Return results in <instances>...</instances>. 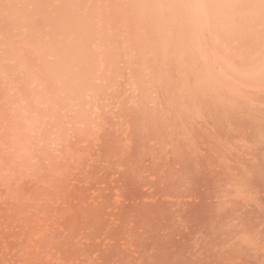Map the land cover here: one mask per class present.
I'll return each instance as SVG.
<instances>
[{
	"label": "rangeland",
	"instance_id": "obj_1",
	"mask_svg": "<svg viewBox=\"0 0 264 264\" xmlns=\"http://www.w3.org/2000/svg\"><path fill=\"white\" fill-rule=\"evenodd\" d=\"M218 1L0 0V264H264V0Z\"/></svg>",
	"mask_w": 264,
	"mask_h": 264
},
{
	"label": "bare ground",
	"instance_id": "obj_2",
	"mask_svg": "<svg viewBox=\"0 0 264 264\" xmlns=\"http://www.w3.org/2000/svg\"><path fill=\"white\" fill-rule=\"evenodd\" d=\"M193 1H194V0H193ZM198 1L201 2L202 0H201V1L198 0ZM203 1L206 2L205 0H203ZM212 1H213V0H212ZM229 1H230V0H229ZM233 1H234V0H233ZM233 1H232V3L234 4ZM237 1H238V0H237ZM242 1H245V0H242ZM247 1H248V0H247ZM254 1H255V0H254ZM256 1H257V0H256ZM259 1L261 2L262 0H259ZM204 2H202V4H201V5H203V7H204V4H203ZM208 2H209V3H208ZM210 2H211V0H210V1L207 0V2H206L205 4H207V5L212 4V2H211V3H210ZM218 2H220V3L222 2V4H223V8L225 7L224 9H226V5H228V3H229L228 1H226L227 3L225 4V0H224V2H223V0H222V1L219 0ZM260 2H259V3H260ZM194 4H195V3H194ZM194 4H193V5H194ZM197 4H199V3L196 2V5H197ZM230 4H231V3H230ZM246 4H247V2H246ZM251 4H252V2H251ZM255 4L258 5L256 2H255ZM255 4H254V5H255ZM187 5H188V4H187ZM207 5H206V6H207ZM254 5H252V6H254ZM259 5H260V4H259ZM163 6H164V5H163ZM190 6H191V5H190ZM235 6H237V5L234 4V6H233L232 8H234ZM241 6H242V5H241ZM252 6H251V7H252ZM262 6H263V5H262ZM166 7H167V6H165V8H166ZM181 7H182V5H181ZM185 7H186V6H185ZM212 7H213V6L211 5V7L209 6V7H207V8L212 9ZM219 7H221V4H220ZM230 7H231V6H230ZM244 7H245V6H244ZM248 7H249V6H248ZM256 7H257V6H256ZM256 7H254V8H256ZM260 7H261V5H260ZM263 7H264V6H263ZM167 8H168V7H167ZM182 8H184V7H182ZM182 8H181V10H182ZM221 8H222V7H221ZM223 8H222L223 12H220V13H224V12L226 13V10L224 11ZM252 8H253V7H252ZM174 9H175V8H174ZM188 9L192 10L190 7H189ZM197 9L199 10V8H196L195 11H196ZM227 9H228L227 12L230 13L231 8H230V9L227 8ZM237 9H238V8H237ZM239 9H240V8H239ZM243 9H244V8H243ZM261 9H262V7H261ZM198 10H197V11H198ZM200 10H201V9H200ZM200 10H199V11H200ZM204 10H205V9H204ZM208 10H209V9H207L206 12H208ZM212 10L214 11V10H216V9L213 8ZM220 10H221V9H220ZM232 10H233V9H232ZM147 11H148V9H147ZM164 11H165V10H164ZM164 11H163V12H164ZM184 11H185V9H184ZM184 11H183V12H184ZM197 11H196L197 16L202 15V14H199V12H197ZM201 11H203V9H202ZM233 11H234V10H233ZM261 11H262V10H261ZM166 12H167V11H166ZM168 12H169V11H168ZM171 12H172V11H171ZM171 12H170V13H171ZM174 12H175V11H174ZM183 12H182V13H183ZM191 12H192V11H191ZM191 12H190V13H191ZM203 12L205 13V11H203ZM211 12H212V11H211ZM215 12L217 13V11H214V12H213V16L216 15ZM157 13H158V12H157ZM190 13L186 12V14H190ZM192 13H194V11H193ZM192 13H191V14H192ZM229 13H228V14H229ZM232 13H233V12H232ZM234 13H235V12H234ZM237 13H238V12H237ZM251 13H252V12H251ZM253 13H254V12H253ZM258 13H259V12H258ZM173 14H174V13H173ZM173 14H171V15H173ZM186 14H185V15H182V16H184V17L187 18L188 15H186ZM198 14H199V15H198ZM226 14H227V13H226ZM228 14H227V15H228ZM244 14H245V13H244ZM151 15H152V14H151ZM160 15H161V13H160ZM168 15H170V14H168ZM192 15H193L192 19L197 17V16L194 17V14H192ZM205 15H206V13H205ZM223 15L225 16V14H223ZM227 15H226V17H227V19H228V16H227ZM261 15H262V13H261ZM145 16H146V15H145ZM210 16H211V15H210ZM210 16H207V18H209ZM213 16H212V17H213ZM224 16H223V18H224ZM230 16H231V15H230ZM232 16H233V15H232ZM246 16H247V15H246ZM170 17H171V16H170ZM176 17H177V16H176ZM212 17H210V19H211ZM236 17H237V16H236ZM141 18H142V17H141ZM164 18H165V17H164ZM189 18L191 19L190 16H189ZM197 18H200V17H197ZM205 18H206V16H204V19H205ZM207 18H206V21H208ZM150 19H151V18H150ZM155 19H156V18H155ZM158 19H159V18H158ZM172 19H173V17L171 18V21H172ZM175 19H176V18H175ZM179 19H180V16H179ZM192 19H191V24H193V22H194ZM201 19H202V18H201ZM204 19H203V20H204ZM210 19H209V20H210ZM215 19H218V15H217V17H215ZM227 19H226V20H227ZM245 19H246V18H245ZM162 20H163V19H162ZM166 20H168V19H166ZM188 20H189V19H188ZM188 20H187V22H188ZM197 20H198V19H197ZM197 20H195V21H196L195 23H198ZM199 20H200V19H199ZM228 20H229V19H228ZM243 20H244V19H243ZM263 20H264V18H263ZM157 21H158V20H157ZM181 21H182V20H181ZM183 21H185V19H184ZM189 21H190V20H189ZM201 21H202V20H201ZM211 21H212V19H211ZM215 21H216V20H215ZM215 21H213V22H215ZM217 21H218V20H217ZM236 21H237V20H236ZM158 22H159V21H158ZM158 22H157V23H158ZM167 22H168V21H167ZM178 22H180V20H178ZM160 23H162V21L159 22V24H160ZM170 23H171V22H170ZM174 23H175V22H174ZM183 23H184V22H183ZM199 23H200V22H199ZM204 23H205V22H204ZM206 23H207V22H206ZM211 23H212V22H211ZM218 23H220V22H217V24H216L217 26L219 25ZM232 23H233V22H232ZM244 23H245V22H244ZM176 24H177V23H176ZM180 24H181V22H180ZM180 24H179V25H180ZM186 24H187V23H186ZM213 24H215V23H213ZM213 24H212V25H213ZM228 24H229V23H228ZM163 25H164V23H163ZM189 25H190V24H189ZM196 25H197V24H196ZM203 25H204V24H202V26H203ZM207 25H209V23H207ZM226 25H227V24H226ZM241 25H242V23H241ZM251 25H252V24H251ZM183 26H184V25H183ZM185 26H186V25H185ZM185 26H184V27H185ZM187 26H188V25H187ZM194 26H195V25H194ZM197 26H198V25H197ZM197 26H196V27H197ZM199 26H200V24H199ZM199 26H198V27H199ZM220 26H221V24H220ZM238 26H239V25H238ZM246 26H247V25H246ZM260 26H261V25H260ZM173 27H174V26H173ZM192 27H193V26H192ZM196 27H195V28H196ZM227 27H228V26H227ZM233 27H234V26H233ZM239 27H240V26H239ZM249 27H250V26H249ZM163 28H164V27H163ZM174 28H175V27H174ZM180 28H181V27H180ZM190 28H191V27H190ZM195 28H194V29H195ZM202 28H203V27H202ZM206 28H208V26H207ZM206 28H205V29H206ZM212 28H213V26H212ZM215 28H216V26H215ZM234 28H235V27H234ZM185 29L187 30V28H185ZM188 29H189V26H188ZM192 29H193V28H192ZM196 29H197V28H196ZM196 29H195L194 32L197 31ZM218 29H219V28H218ZM223 29H224V28H223ZM260 29H261V28H260ZM161 30H162V29H161ZM182 30H183V29H182ZM189 30H190V31H193V30H191V29H189ZM198 30H199V28H198ZM209 30H210V28H209ZM199 31H201V29H200ZM224 31H226V30H223V32H224ZM227 31H228V30H227ZM251 31H252V30H251ZM178 32H180V30H179ZM183 32H184V31H183ZM194 32H192V34H193ZM201 32L203 33V31H201ZM149 33H150V32H149ZM189 33H191V32H189ZM202 33H201V34H202ZM238 33H239V32H238ZM242 33H243V32H242ZM254 33H256V32H254ZM257 33H258V32H257ZM151 34H152V33H151ZM180 34H181V33H180ZM196 34H198V33H195V35H196ZM224 34H225V33H224ZM226 34H227V33H226ZM263 34H264V32H263ZM183 35H184V34H183ZM195 35H194V36H195ZM227 35H228V34H227ZM151 36H152V35H151ZM187 36H188V35H187ZM196 36H197V35H196ZM198 36H200V34H199ZM231 36H232V35H231ZM262 36H263V35H262ZM156 37H157V36H156ZM189 37H190V39L192 38L191 36H189ZM240 37H241V36H240ZM247 37H248V36H247ZM249 37H250V36H249ZM175 38H176V37H175ZM183 38H184V37H183ZM194 38H196V37H194ZM194 38H193V39H194ZM153 39H154V38H153ZM188 39H189V38H188ZM174 40H175V39H174ZM177 40H178V39H177ZM191 40H192V39H191ZM243 40H244V39H243ZM185 41H186V40H185ZM188 41H190V40H188ZM188 41H187V42H188ZM252 41H253V40H252ZM254 41H255V40H254ZM257 41H258V39H257ZM148 42H149V41H148ZM155 42H156V41H155ZM190 42H191V41H190ZM190 42H189V43H190ZM260 42H261V41H260ZM149 43H150V42H149ZM196 44H197V43H196ZM196 44H195V45L193 44V45L196 46ZM182 45H183V44H182ZM188 45H189V44H188ZM261 45H262V44H261ZM146 46H147V45H146ZM165 46H166V45H165ZM172 46H173V45H172ZM189 46H190V45H189ZM197 46H198V44H197ZM197 46H196V48H197ZM144 47H145V46H144ZM147 47H148V46H147ZM162 47H163V46H162ZM168 47H169V46H168ZM183 47H184V46H183ZM198 47H199V46H198ZM153 48H154V47H153ZM163 48H164V47H163ZM188 48H189V47H188ZM191 48H192V45H191ZM193 48H194V47H193ZM145 49H146V48H145ZM176 49H177V48H176ZM165 50H166V49H165ZM182 50H184V49H182ZM197 50H198V49H197ZM197 50H196V52H197ZM146 51H147V50H146ZM157 51H158V50H157ZM157 51H155V52H157ZM169 51H170V50H168V52H169ZM200 51H201V50H200ZM260 51H261V50H260ZM168 52H167V51L165 52L166 55H168L167 57H169V54L171 53V51L169 52V54H168ZM184 52H185V51H184ZM157 53H160V54H161V52H159V51H158ZM179 53H180V52H179ZM160 54H158V56H159ZM162 54H163V53H162ZM162 54H161V56H162ZM173 54H174V53H173ZM170 55H171V54H170ZM181 55L183 56V54H181ZM187 55H189V54H187ZM156 56H157V55H156ZM174 56H176V53H175ZM182 56H181V58H180V56H179L178 58L176 57V59H179V58H180V60H182V59H183ZM162 57H165V56L163 55ZM162 57L160 58V60L162 59ZM183 57H184V56H183ZM190 57H191V56H190ZM158 58H159V57H158ZM172 58H173V56H172ZM172 58H171V59H172ZM185 58H186V57H185ZM164 59H170V58H164ZM186 59H187V58H186ZM188 59H189V58H188ZM191 59H192V57H191ZM160 60H159V61L157 60V62H159V64H160ZM172 60H173V59H172ZM172 60H171V61H172ZM174 60H175V59H174ZM180 60H179V61H180ZM183 60H185V59H183ZM183 60H182V61H183ZM155 61H156V60H155ZM167 61H168V60H167ZM187 61H188V60H187ZM176 62H177V61H175L173 64H172V63H171V64L174 65ZM180 62H181V61H180ZM178 63H179V62H178ZM186 63H187V62H186ZM188 63H189V62H188ZM156 64H157V65H156ZM156 64H154V65H155V66H158V63H156ZM167 64H168V62H167ZM154 65H153L152 67H154ZM160 65H161V64H160ZM168 65H169V64H168ZM172 65H169V67L172 66ZM183 65H184V64H183ZM195 65H197V64H195ZM195 65H194V67H195V69L197 70V66H198V65H197V66H195ZM174 66H175V65H174ZM177 66H178V65H177ZM181 66H182V62H181ZM184 66H185V65H184ZM184 66H183V67H184ZM190 66H191V65H190ZM199 66H200V65H199ZM202 66L204 67L203 64H202ZM152 67H151V68H152ZM161 67H162V65H161ZM169 67H168V68H169ZM175 67H176V66H175ZM185 67H187V65H186ZM185 67H184V69H186ZM192 67H193V66H192ZM158 68H160V67H158ZM158 68H157V69H158ZM170 68H171V67H170ZM176 68H177V67H176ZM176 68H175V69H176ZM188 68H190V67H188ZM152 69H153V68H152ZM162 69H163V68H162ZM162 69H161V70H162ZM178 69H179V68H178ZM191 69H194V68H191ZM200 69H201V68H199V70H200ZM154 70H155V71H154ZM154 70H153L154 72H157L156 69H154ZM166 70H167V69H166ZM166 70H165V71H166ZM171 70H172V68H171ZM176 70H177V69H176ZM180 70H181V69H180ZM208 70H209V69H208ZM153 71L150 70V73L153 72ZM158 71H159V73L161 72L160 70H158ZM172 71H173V70H172ZM185 71H188V70H185ZM185 71H183V74H185ZM190 71H191V70H190ZM190 71H189V73H191ZM203 71H204V70H203ZM177 72H178L179 74H181L179 71H177ZM195 72H196V71H195ZM204 72H205V71H204ZM162 73H163V72H162ZM165 73H166V72H165ZM165 73H164V74H165ZM167 73H168V72H167ZM178 73H177V75H178ZM197 73H198V72H197ZM151 74H152V73H151ZM157 74H158V73H156V75H157ZM160 74H161V73H160ZM160 74H158L159 77H160ZM171 74H172V73H171ZM191 74H192V73H191ZM191 74H190V75H191ZM192 75H193V74H192ZM192 75H191V76H192ZM194 75H196V74H194ZM198 75H199V74H198ZM158 76H157V77H158ZM180 76H181V75H180ZM187 76H188V75H187ZM201 76H202V75H201ZM157 77H156V79L159 78V77H158V78H157ZM163 77H164V76H163ZM165 77H166V76H165ZM170 77H171V76H170ZM185 77H186V76H185ZM189 77H190V76H189ZM205 77H206V76H205ZM149 78H150V77H149ZM153 78L155 79V76H154V75H153ZM177 78H178V77H177ZM177 78H176V79H177ZM190 78H191V77H190ZM194 78H195V77H193V79H194ZM154 79L150 78V80H152V83H153V82H156V81H155L156 79H155V80H154ZM161 79H162V78H161ZM163 79H164V78H163ZM172 79H173V78H172ZM174 79H175V78H174ZM195 79H196V78H195ZM167 80H168V79H167ZM184 80H186V79L184 78ZM189 80H191V79H189ZM210 80H211V79H210ZM168 81H169V80H168ZM181 81H182V80H181ZM191 81H192V80H191ZM148 82H149V81H147V83H148ZM150 82H151V81H150ZM150 82H149V83H150ZM158 82H160V81H158ZM179 82H180V81H179ZM179 82H177V83H179ZM186 82H187V81H186ZM188 82L190 83V81H188ZM222 82H223V81H222ZM156 83H157V82H156ZM162 83H166V82L163 81ZM172 83H173V82H172ZM172 83H171V84H172ZM184 83H185V82H183V84H184ZM207 83H208V82H207ZM219 83H220V82H219ZM224 83H225V82H224ZM224 83H222V84H224ZM154 84H155V83H153V85H154ZM158 84H159V83H158ZM168 84H169V83H168ZM175 84H176V83H175ZM181 84H182V83H181ZM192 84H194V82H193ZM208 84H209V83H208ZM220 84H221V83H220ZM225 84H226V83H225ZM160 85H161V84H160ZM190 85H191V83H190ZM206 85H207V84H206ZM150 86H151V84H150ZM183 86H184V85H183ZM183 86H182V87H183ZM200 86H202V85H200ZM226 86H227V85H226ZM151 87H152V86H151ZM153 87H154V86H153ZM161 87H162V85H161ZM177 87H178V86H177ZM179 87H180V86H179ZM188 87H189V86H188ZM193 87H194V86H193ZM197 87H198V86H197ZM197 87H196V88H197ZM222 87H224V86H222ZM227 87H228V86H227ZM155 88H156V87H155ZM157 88H158V87H157ZM165 88H167V86H166ZM168 88H169V87H168ZM173 88H175V87L173 86ZM184 88H185V86H184ZM189 88H190V87H189ZM198 88H199V87H198ZM198 88H197V89H198ZM202 88H203V87H202ZM212 88H213V87H212ZM216 88H217V87H216ZM225 88H226V87H225ZM175 89H176V88H175ZM178 89H179V88H178ZM223 89H224V88H223ZM233 89H234V88H233ZM162 90H164V89H162ZM192 90H193V89H192ZM192 90H191V91H192ZM203 90H204V89H203ZM205 90H206V89H205ZM208 90H209V89H208ZM164 91H165V90H164ZM166 91H167V89H166ZM175 91H176V90H175ZM175 91H173V92H175ZM186 91H187V88L185 89V92H186ZM209 91H210V90H209ZM159 92H160V90H159ZM178 92H179V91H178ZM182 92H183L182 94H185L184 91H182ZM187 92H188V91H187ZM198 92H199V91H198ZM204 92H205V91H204ZM219 92H220V91H219ZM161 93H162V92H161ZM163 93H164V92H163ZM165 93H166L167 95H169V93H167V92H165ZM170 93H172V92H170ZM176 93H177V92H176ZM235 93H236V92H235ZM240 93H241V92H240ZM204 94H205V93H204ZM209 94H210V93H209ZM213 94H214V93H213ZM243 94H244V93H243ZM172 95L174 96V94H172ZM185 95H187V93H186ZM161 96H162V95H161ZM161 96H160V97H161ZM179 96H180V95H179ZM190 96H191V95H190ZM190 96H189V97H190ZM201 96H203V95H201ZM216 96H217V95H216ZM238 96H239V95H238ZM170 97H171V96H170ZM187 97H188V95H187ZM195 97H196V96H195ZM245 97H246V96H245ZM197 98H198V97H197ZM227 98H228V97H227ZM227 98H226V99H227ZM159 99H160V98H159ZM165 99H166V98H165ZM168 99H169V98H168ZM173 99H174V98H173ZM178 99H179V98H178ZM191 99H192V98H191ZM216 99H217V97H216ZM229 99H230V98H229ZM171 100H172V99H171ZM183 100H184V99H183ZM189 100H190V99H189ZM241 100H242V99H241ZM180 101H182V100H180ZM187 101H188V100H187ZM190 101H191V100H190ZM218 101H219V100H218ZM167 102H168V101H167ZM170 103H171V102H169V104H170ZM182 103H183V102H179L180 105H182ZM188 103H189V102H188ZM214 103H215V102H214ZM218 103H219V102H218ZM223 103H224V102H223ZM186 104H187V103H186ZM230 104H231V103H230ZM167 105H168V104H167ZM208 105H209V104H208ZM221 105H222V104H221ZM170 106H171V105H170ZM184 106H185V105H184ZM188 106H189V105H188ZM224 106H225V104H224ZM179 107H180V106H179ZM182 107H183V106H182ZM185 107H186V106H185ZM185 107H184V108H185ZM196 107H197V106H196ZM164 108H166V107H164ZM167 108H168V107H167ZM190 108H192V107H190ZM199 108H201V107H199ZM214 108H215V107H214ZM216 108H217V106H216ZM188 109H189V108H188ZM188 109H186V111H187ZM238 109H239V108H238ZM170 111H171V109H170ZM191 111H192V110H191ZM191 111L189 110L190 113H191ZM203 111H204V109H203ZM184 112H185V111H184ZM205 112H206V111H205ZM228 112H229V111H228ZM165 113H166V112H165ZM190 113H189V114H190ZM192 114H193V113H192ZM208 114H209V113H208ZM185 116H186V115H185ZM203 116H204V114H203ZM148 117H149V116H148ZM168 117H169V116H168ZM176 117H177V116H176ZM219 117H220V116H219ZM187 118H188V117H187ZM163 119H164V118H163ZM199 120H200V119H199ZM223 120H224V119H223ZM186 121H187V120H186ZM191 121H192V120H191ZM197 121H198V120H197ZM244 121H245V120H244ZM244 121H243V122H244ZM209 122H211V121H209ZM217 122H218V121H217ZM235 122H236V121H235ZM223 123H224V122H223ZM193 124H194V123H193ZM209 124H210V123H209ZM201 126H202V125H201ZM201 126H200V127H201ZM222 126H223V125H222ZM224 126H225V124H224ZM247 126H248V125H247ZM195 127H196V126H195ZM166 128H167V127H166ZM208 128H210V127H208ZM216 128H217V127H216ZM219 128H220V126H219ZM195 129H196V128H195ZM220 129H222V128H220ZM196 130H197V129H196ZM212 130H213V129H212ZM216 130H217V129H216ZM192 131H193V130H192ZM197 132H199V131H197ZM200 132H201V131H200ZM163 133H164V132H163ZM215 133H216V132H215ZM250 133H251V132H250ZM216 134H217V133H216ZM221 134H222V131H221ZM232 134H233V133H232ZM240 134H241V133H240ZM252 134H253V133H252ZM175 135H176V134H175ZM194 135H195V134H194ZM211 135H212V134H211ZM176 136H177V135H176ZM201 136H202V135H201ZM218 136H219V135H218ZM224 136H225V133H224ZM236 136H237V135H236ZM236 136H235V137H236ZM245 136H246V135H245ZM214 137H215V136H214ZM224 138H225V137H224ZM226 138H227V137H226ZM226 138H225V139H226ZM204 139H206V138H204ZM217 139H218V138H217ZM249 139H250V138H249ZM231 140H232V139H231ZM208 141H209V140H208ZM221 141H222V139H221ZM178 143H179V142H178ZM247 143H248V142H247ZM263 143H264V142H263ZM199 144H200V143H199ZM181 145H182V144H181ZM213 145H214V144H213ZM216 146H217V145H216ZM213 148H214V147H213ZM218 148H219V146H218ZM243 148H244V147H243ZM261 148H262V147H261ZM262 149H263V148H262ZM218 152H220V151H218ZM263 153H264V151H263ZM187 154H188V153H187ZM209 154H210V153H209ZM259 154H260V153H259ZM218 155H220V154H218ZM233 155H234V154H233ZM209 156H210V155H209ZM243 156H244V155H243ZM261 156H262V155H261ZM211 158H212V157H211ZM227 158H228V157H227ZM214 159H215V158H214ZM203 160H206V159H203ZM253 161H254V160H253ZM202 163H203V162H202ZM215 164H216V163H215ZM200 165H201V164H200ZM234 165H235V164H234ZM204 169H205V168H203V170H204ZM252 170H253V169H252ZM212 171H213V170H212ZM212 173H213V172H212ZM216 173H217V172H216ZM203 174L206 175V173H204V172H203ZM200 175H201V174H200ZM197 177H198V176H197ZM202 177H203V176H202ZM205 178H206V177H205ZM211 178H213V177H211ZM215 178H216V177H215ZM215 178H214V179H215ZM227 178H228V177H227ZM201 179H203V178H201ZM219 179H220V178H219ZM195 180H196V179H195ZM210 182H211V181H210ZM210 182H209V183H210ZM175 183H176V181H175ZM192 183H193V182H192ZM198 183H199V180H198ZM212 184H213V183H212ZM248 185H249V184H248ZM255 185H256V184H255ZM173 186H174V185H173ZM211 186H212V185H211ZM214 186H215V185H214ZM194 187H195V186H194ZM212 188H213V187H212ZM251 188H252V187H251ZM254 188H255V187H254ZM193 189H194V188H193ZM196 189H197V188H196ZM251 193H252V192H251ZM263 194H264V193H263ZM255 195H257V194L255 193ZM234 196H235V195H234ZM259 197H260V196H259ZM240 198H241V197H240ZM257 198H258V196H257ZM263 198H264V195H263ZM261 200H262V198H261ZM262 202H263V201H262ZM251 203H252V202H251ZM238 209H239V208H238ZM213 210H214V209H213ZM259 210H260V209H259ZM215 211H216V210H215ZM250 211H251V210H250ZM261 211H262V210H261ZM219 212H220V211H219ZM263 212H264V211H263ZM247 213H248V212H247ZM254 213H255V212H254ZM254 213H252V214H254ZM142 214H143V213H142ZM255 214H257V212H256ZM261 214L263 215V213H261ZM208 215H209V214H208ZM259 215H260V214H259ZM202 216H203V215H202ZM202 216H201V217H202ZM206 216H207V214H206ZM203 217L205 218V216H203ZM212 217H213V215H212ZM254 217H255V216H254ZM261 217H262V216H261ZM198 218H199V217H198ZM207 218H208V217H207ZM223 218H224V217H223ZM251 218H253V217H251ZM255 218H257V217H255ZM213 219H215V218H213ZM216 219H217V218H216ZM200 221H202V220H200ZM203 221H204V220H203ZM207 221H208V220H207ZM236 222H237V221H236ZM246 222H247V221H246ZM250 222H251V221H250ZM198 223H199V222H198ZM221 223H222V222H221ZM254 223H255V221H254ZM259 223H260V222H259ZM226 228H227V227H226ZM251 228H252V227H251ZM246 229H247V228H246ZM248 229H249V228H248ZM220 230H221V229H220ZM214 231H215V230H214ZM230 231H231V230H230ZM190 233H191V232H190ZM238 233H239V232H238ZM249 233H250V232H249ZM263 234H264V233H263ZM209 237H210V236H209ZM166 239H167V238H166ZM188 239H189V238H188ZM209 239H210V238H209ZM244 239H245V238H244ZM182 241H183V240H182ZM259 241H260V239H259ZM207 242H208V241H207ZM260 242H261V241H260ZM174 243H175V242H174ZM218 243H219V242H218ZM234 243H235V242H234ZM239 243H240V242H239ZM255 243H256V242H255ZM255 243H254V244H255ZM181 244H182V243H181ZM244 245H245V244H244ZM177 246H178V245H177ZM179 246H180V245H179ZM217 246H218V245H217ZM186 247H187V246H186ZM205 247H206V246H205ZM261 247H262V246H261ZM177 249H178V248H177ZM197 249H198V248H197ZM197 249H196V250H197ZM172 250H173V249H172ZM239 250H240V249H239ZM246 250H247V249H246ZM261 250H262V249H261ZM202 251H203V250H202ZM204 252H205V251H204ZM216 252H218V251H216ZM214 253H215V252H214ZM242 253H243V252H242ZM246 253H247V252H246ZM184 256H185V255H184ZM263 256H264V255H262V257H263ZM185 257L187 258V256H185ZM258 257H260V256H258ZM199 258H200V257H199ZM213 258H214V257H213ZM256 258H257V257H256ZM184 259H185V258H184ZM211 259H212V257H211ZM242 259H243V258H242ZM240 261H241V260H240ZM169 262H170V261H169ZM224 262H225V261H224ZM253 262H255V261H253ZM258 262H259V261H258ZM258 262H257V263H258ZM226 263H227V262H226ZM260 263H261V262H260Z\"/></svg>",
	"mask_w": 264,
	"mask_h": 264
},
{
	"label": "clouds",
	"instance_id": "obj_3",
	"mask_svg": "<svg viewBox=\"0 0 264 264\" xmlns=\"http://www.w3.org/2000/svg\"><path fill=\"white\" fill-rule=\"evenodd\" d=\"M192 7H193V8H198V7H203V5H198V4H197V5H193Z\"/></svg>",
	"mask_w": 264,
	"mask_h": 264
}]
</instances>
